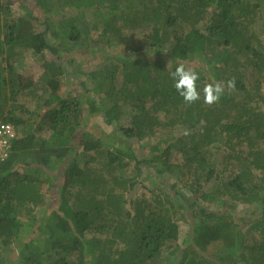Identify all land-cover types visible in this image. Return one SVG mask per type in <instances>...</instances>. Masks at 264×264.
<instances>
[{
    "label": "trees",
    "instance_id": "1",
    "mask_svg": "<svg viewBox=\"0 0 264 264\" xmlns=\"http://www.w3.org/2000/svg\"><path fill=\"white\" fill-rule=\"evenodd\" d=\"M6 1L0 121L16 138L0 166V264H158L166 250L168 264H264V0ZM18 49L54 53L41 87L15 72ZM197 56L189 106L169 74ZM229 79L235 90L203 102Z\"/></svg>",
    "mask_w": 264,
    "mask_h": 264
},
{
    "label": "rangeland",
    "instance_id": "2",
    "mask_svg": "<svg viewBox=\"0 0 264 264\" xmlns=\"http://www.w3.org/2000/svg\"><path fill=\"white\" fill-rule=\"evenodd\" d=\"M0 4H9V3H7L6 0H0ZM11 8H13L12 11H17V9L15 7H13V5L11 6ZM90 17H92L91 14L88 16V18H90ZM88 29H89V26H87V30ZM140 31L141 30H138L134 34V39H137L138 41H142V39H143V32H140ZM96 32L97 31H91L90 34L87 32L83 45H86V44L87 45L88 44L93 45L94 43L92 42V39L96 37L95 36ZM147 48H148L147 45H145L143 52L145 54L151 55V53L148 51ZM2 58H3V56H0V65L3 67H6V61ZM42 58L43 59L38 58V56H36L32 51H26L23 49L22 50L21 49L16 50V55L13 56L11 64H12L15 72L20 76V79L23 82V84H26L27 88H31L33 85H36V84L38 85V87L42 86V85L40 86V84H41L40 82H42L43 78H45V75H43V72H44V67L42 65L43 60L45 59L47 61H52V60H55L56 57L52 51H46V52H44V55L42 56ZM81 58H82V61L84 63L83 69L85 71H90L91 69H93L94 64L98 61V60H95L91 56V54H87V55H83V56L79 55L80 60H81ZM64 60H66V59L64 58ZM193 62L194 63H191L190 68H193L197 72L198 71L200 72V69L204 70L203 67L205 66L206 59L202 60V59H199V56H197L193 59ZM204 74H206L205 70L200 73V76H204ZM69 85L71 87L73 86V84L71 85V83ZM36 90L37 89H33L31 91L32 93H30L31 94L30 96H23V97L20 96L19 97V103H22L24 105L25 110L35 111L36 108L38 107V105H39L38 104L39 103V92H36ZM105 134L109 135V131ZM112 138H113V136H111V138H110L113 141ZM103 139H105V137H103ZM154 141H155V139H152L150 141L145 140L144 143L145 144L146 143H152ZM174 158L176 159V162L179 161V158L177 156H175ZM144 187L146 188V190L152 189V188H157V187L161 188L162 190L164 189L162 186H158L157 183H154L152 181H146ZM48 189H49L48 187H45V186L42 187L43 192H47ZM148 196H149V194H148ZM45 197L47 198V196H45ZM51 200H52L51 198L47 199L48 205L51 203ZM223 202H224V200H223ZM226 203H229V202L226 201ZM219 207L218 208L213 207V209H219ZM243 207L244 206H242V208ZM42 208H43V206H42ZM42 208L39 210H35V212L33 211L34 213H32L30 215L20 217L19 222L21 224H26V225L32 224L34 222V218L35 217L37 218L41 211L43 212ZM177 223L179 226V238H177L178 239V245L180 247H183L186 244V242L188 241V239H187L188 238V222L179 220ZM14 253H15V251H14ZM175 256L177 258L178 251H177ZM162 257H164V258H162L163 261L160 260L158 264H168L167 262L172 260V256H169L168 250L163 252ZM172 264H174V261L172 262ZM176 264H177V259H176Z\"/></svg>",
    "mask_w": 264,
    "mask_h": 264
},
{
    "label": "clouds",
    "instance_id": "3",
    "mask_svg": "<svg viewBox=\"0 0 264 264\" xmlns=\"http://www.w3.org/2000/svg\"><path fill=\"white\" fill-rule=\"evenodd\" d=\"M169 75L174 82L173 86L176 92L182 97L186 105L190 106L201 99V91L197 88V81L200 79L197 71L181 63ZM233 90H235L234 79H229L226 84L222 81L207 83L202 89L203 102L209 106L217 104L226 91ZM182 134L187 136L191 134V131L184 129Z\"/></svg>",
    "mask_w": 264,
    "mask_h": 264
},
{
    "label": "built area",
    "instance_id": "4",
    "mask_svg": "<svg viewBox=\"0 0 264 264\" xmlns=\"http://www.w3.org/2000/svg\"><path fill=\"white\" fill-rule=\"evenodd\" d=\"M16 138L14 127L6 122L0 121V166L8 159L10 154V143Z\"/></svg>",
    "mask_w": 264,
    "mask_h": 264
}]
</instances>
